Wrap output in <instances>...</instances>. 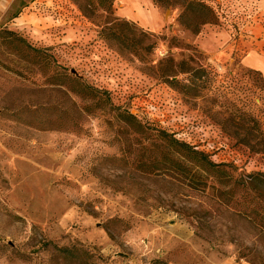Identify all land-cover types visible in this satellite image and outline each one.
Returning <instances> with one entry per match:
<instances>
[{
	"label": "rangeland",
	"instance_id": "374dc122",
	"mask_svg": "<svg viewBox=\"0 0 264 264\" xmlns=\"http://www.w3.org/2000/svg\"><path fill=\"white\" fill-rule=\"evenodd\" d=\"M179 1L154 2L161 31L118 0L0 7V264H264V150L219 121L241 108L264 130V0H205L197 34ZM121 20L155 50L109 40ZM170 54L210 71L200 97L159 76Z\"/></svg>",
	"mask_w": 264,
	"mask_h": 264
},
{
	"label": "trees",
	"instance_id": "16d2710c",
	"mask_svg": "<svg viewBox=\"0 0 264 264\" xmlns=\"http://www.w3.org/2000/svg\"><path fill=\"white\" fill-rule=\"evenodd\" d=\"M114 1L115 0H108L110 8H112ZM154 2L160 3V0H154ZM178 4L182 6L180 23L195 34L201 31L202 26L207 23H214L216 20V12L214 8H212V6L205 0H181ZM130 28V23L127 20L114 21L106 28L105 35L109 40L117 39L120 43H127L126 45L130 47H132L130 44L131 41L134 44L137 42L135 48L138 47V49L141 50L140 55L142 58L144 55L152 53L157 46V42H146L144 38H141L139 41H135V39L133 40ZM4 33L7 38H16V40L22 41L32 47L23 37L13 30H7L4 31ZM187 45L190 46V44ZM33 49L39 51L37 48ZM193 62V55L189 54L177 60L170 54L167 58L159 61V76L167 81L170 86L176 89L184 97H200L207 87V84H209L210 71L202 65H194ZM85 87L92 89L90 86L85 85ZM237 111L238 114H231L230 116L220 118L219 121L223 130L233 137L237 143L247 146L252 152L263 151L264 130L260 119L256 115L254 116V114L250 112H245L241 108H237ZM219 114L224 113L217 112V115ZM176 142L192 149V147L183 142ZM196 152L201 153V156L208 158L206 155L207 153L202 151ZM210 163L213 166L217 165V163L212 161Z\"/></svg>",
	"mask_w": 264,
	"mask_h": 264
},
{
	"label": "crops",
	"instance_id": "0c3cea01",
	"mask_svg": "<svg viewBox=\"0 0 264 264\" xmlns=\"http://www.w3.org/2000/svg\"><path fill=\"white\" fill-rule=\"evenodd\" d=\"M10 0H0V7L4 8ZM48 1V0H47ZM119 14L123 17L135 20L141 26L151 31H161L164 28V21L161 17V10L155 6L154 0H118ZM255 62L257 64H255ZM252 66L262 69L264 58H256L249 61ZM261 64V65H260Z\"/></svg>",
	"mask_w": 264,
	"mask_h": 264
},
{
	"label": "built area",
	"instance_id": "2783aa9c",
	"mask_svg": "<svg viewBox=\"0 0 264 264\" xmlns=\"http://www.w3.org/2000/svg\"><path fill=\"white\" fill-rule=\"evenodd\" d=\"M199 147H202L201 144L198 145ZM204 146H207V148L211 151L215 150V149H219V147H217L215 144L208 142V144H204Z\"/></svg>",
	"mask_w": 264,
	"mask_h": 264
}]
</instances>
